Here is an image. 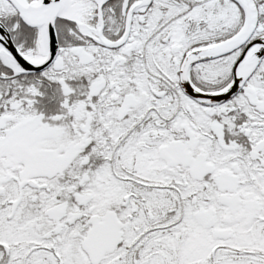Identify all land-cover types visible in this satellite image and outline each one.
<instances>
[{
  "label": "snow or ice",
  "instance_id": "snow-or-ice-1",
  "mask_svg": "<svg viewBox=\"0 0 264 264\" xmlns=\"http://www.w3.org/2000/svg\"><path fill=\"white\" fill-rule=\"evenodd\" d=\"M0 264H264V0H0Z\"/></svg>",
  "mask_w": 264,
  "mask_h": 264
}]
</instances>
